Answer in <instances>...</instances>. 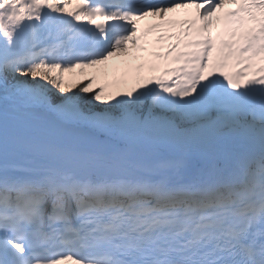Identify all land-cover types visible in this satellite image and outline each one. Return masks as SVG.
Returning <instances> with one entry per match:
<instances>
[{
    "label": "snow or ice",
    "instance_id": "obj_1",
    "mask_svg": "<svg viewBox=\"0 0 264 264\" xmlns=\"http://www.w3.org/2000/svg\"><path fill=\"white\" fill-rule=\"evenodd\" d=\"M65 262L264 264V0H0V264Z\"/></svg>",
    "mask_w": 264,
    "mask_h": 264
},
{
    "label": "rangeland",
    "instance_id": "obj_2",
    "mask_svg": "<svg viewBox=\"0 0 264 264\" xmlns=\"http://www.w3.org/2000/svg\"><path fill=\"white\" fill-rule=\"evenodd\" d=\"M78 74L81 70L80 69H76L75 70ZM83 71L87 72L88 74H95L96 73V70L95 69H84ZM75 74L74 70L72 73H69V72H65L63 73L64 77L66 80L70 79L71 77H73V75ZM81 80H83V76L80 77ZM95 87V85H94Z\"/></svg>",
    "mask_w": 264,
    "mask_h": 264
}]
</instances>
